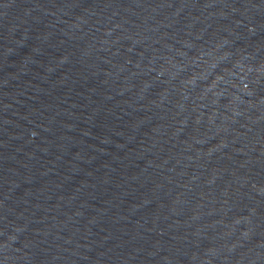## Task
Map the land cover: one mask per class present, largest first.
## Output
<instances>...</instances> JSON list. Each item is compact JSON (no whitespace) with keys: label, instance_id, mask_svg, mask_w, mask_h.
<instances>
[{"label":"water","instance_id":"obj_1","mask_svg":"<svg viewBox=\"0 0 264 264\" xmlns=\"http://www.w3.org/2000/svg\"><path fill=\"white\" fill-rule=\"evenodd\" d=\"M0 264H264V0H0Z\"/></svg>","mask_w":264,"mask_h":264}]
</instances>
